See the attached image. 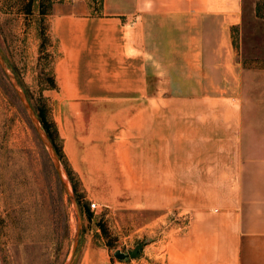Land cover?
Here are the masks:
<instances>
[{
	"label": "rangeland",
	"instance_id": "rangeland-1",
	"mask_svg": "<svg viewBox=\"0 0 264 264\" xmlns=\"http://www.w3.org/2000/svg\"><path fill=\"white\" fill-rule=\"evenodd\" d=\"M73 1L0 0V55L37 119L40 109H45L55 123L56 146L64 155L57 153L61 169L69 187L66 168L72 172L81 214L78 242L69 262L77 228L74 206L0 67V264H169V241L187 230L185 210L201 204L203 185L217 183L185 179L186 168L189 172L201 168L192 163V147L186 144L187 114L191 109L233 105L148 98L160 89L153 78L143 75L141 59L125 60L120 30L101 44L88 39L77 69L81 98L60 99L53 72L57 48L47 15L54 4ZM260 14L264 15V5ZM258 17L246 19L242 31L233 36L243 64L264 71V17ZM142 109L148 110L146 115ZM175 121L179 139L170 146L167 138ZM209 150L210 159L216 158L217 147ZM160 155L165 162H155ZM169 156L178 158L172 169L177 166L179 178L172 181ZM156 173L163 178L155 180ZM170 182L175 187L172 192ZM141 243L137 258L119 259L113 254L116 250L127 254Z\"/></svg>",
	"mask_w": 264,
	"mask_h": 264
},
{
	"label": "crops",
	"instance_id": "crops-1",
	"mask_svg": "<svg viewBox=\"0 0 264 264\" xmlns=\"http://www.w3.org/2000/svg\"><path fill=\"white\" fill-rule=\"evenodd\" d=\"M256 1L102 0L93 13L89 0H74L54 4L47 15L57 48L53 72L60 99L81 98L77 69L88 39L101 44L120 30L125 60L141 59L143 75L160 89L148 98L233 105L187 114L186 144L192 163L201 168H186L185 179L217 183L203 185L201 204L185 210L187 230L169 241V264H264V71L245 66L233 42L246 19L259 18ZM177 127V121L170 125V146L178 142ZM213 147L218 153L210 159ZM158 159L165 162L162 155ZM177 163L169 156L171 181L179 178L177 166L172 169ZM158 174L155 180L163 178ZM174 188L170 182L171 192Z\"/></svg>",
	"mask_w": 264,
	"mask_h": 264
},
{
	"label": "water",
	"instance_id": "water-1",
	"mask_svg": "<svg viewBox=\"0 0 264 264\" xmlns=\"http://www.w3.org/2000/svg\"><path fill=\"white\" fill-rule=\"evenodd\" d=\"M0 67H1L2 71L4 72L5 76L7 77V79L10 81L11 85L14 87V89H15V91H16V93H17V95H18V97H19V99L21 101V103L23 104L24 108L26 109V111H27V113H28V115H29V117L31 119L32 124L35 127V130L37 131L41 141L43 142V144L47 148V150H48V152H49V154L51 156L52 162L54 164V167H55L56 173L58 175V178H59V180L61 182V185H62L64 191L66 192V194L68 196V199L71 201V203L74 206L76 217H77V228H76V232H75V235H74L71 255H70V258H69V262H70L72 260V258H73V255L75 253V249H76V246H77V242H78L79 229H80V225H81L80 209L78 207V204H77L76 198L74 196L73 190L71 189V187H69V185H68V183H67V181L65 179V176L63 175V172H62V169H61L60 159H59V156L57 155V152L55 151V149H54V147H53L48 135L43 130L39 120L37 119V117H36V115L34 113L33 108L31 107V105L25 99V96H24V94H23V92H22L17 80L14 78V76L8 70V67H7L5 61L3 60V58L1 57V55H0ZM142 247H143V243L136 245L133 249H130L127 254H124V253H122L119 250L114 251L113 254H114L115 257H117L119 259L124 258L125 255H128L131 258H137L139 256V254H140L139 250ZM66 264H68V262Z\"/></svg>",
	"mask_w": 264,
	"mask_h": 264
},
{
	"label": "trees",
	"instance_id": "trees-1",
	"mask_svg": "<svg viewBox=\"0 0 264 264\" xmlns=\"http://www.w3.org/2000/svg\"><path fill=\"white\" fill-rule=\"evenodd\" d=\"M101 5H102V0H90V6L92 8L93 13H98L100 11ZM263 5H264V0L263 1L262 0L257 1V3H256L257 16L264 17V15L260 14V10L262 9ZM233 42L235 44L234 36H233ZM51 80H52L51 86L54 87L55 83L53 81V78ZM37 115L39 117V120L41 122L43 129L45 130L46 134L48 135L49 139L51 140V143L54 146L55 150L57 151L58 155L61 158H63L64 155L62 153L61 146H60V148H58L56 146V141L58 140L59 135H58V131H57L55 123L53 122L52 119H50L48 117L47 111L45 109H40V111ZM66 174H67V176L71 182V187L73 189V192L76 193L77 192V185L73 180L71 170L66 168Z\"/></svg>",
	"mask_w": 264,
	"mask_h": 264
},
{
	"label": "built area",
	"instance_id": "built-area-1",
	"mask_svg": "<svg viewBox=\"0 0 264 264\" xmlns=\"http://www.w3.org/2000/svg\"><path fill=\"white\" fill-rule=\"evenodd\" d=\"M92 208H97L96 203H91Z\"/></svg>",
	"mask_w": 264,
	"mask_h": 264
}]
</instances>
